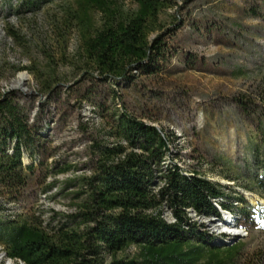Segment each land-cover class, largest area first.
Returning <instances> with one entry per match:
<instances>
[{
  "label": "rangeland",
  "instance_id": "obj_1",
  "mask_svg": "<svg viewBox=\"0 0 264 264\" xmlns=\"http://www.w3.org/2000/svg\"><path fill=\"white\" fill-rule=\"evenodd\" d=\"M78 1L42 0L29 9L0 0V94H13L42 128L38 159L46 158L17 201L0 192V216L53 227L76 212L77 179L90 174L93 140L113 141L106 133L122 107L113 96L118 91L128 110L172 134L169 162L225 186L227 203L243 197L252 207L248 220L227 210L210 217L191 212L200 231L214 244L241 245L234 264H264V0H176L160 16L162 30L150 36L171 33L159 69L120 85L84 79ZM117 3L137 9L132 0ZM89 17L92 29L102 25L101 12L91 8ZM35 74L55 77L51 92ZM94 85L106 112L85 99ZM65 166L71 168L57 173ZM164 217L174 222L167 208ZM137 252L132 246L119 257ZM0 264H16L1 245Z\"/></svg>",
  "mask_w": 264,
  "mask_h": 264
},
{
  "label": "trees",
  "instance_id": "obj_2",
  "mask_svg": "<svg viewBox=\"0 0 264 264\" xmlns=\"http://www.w3.org/2000/svg\"><path fill=\"white\" fill-rule=\"evenodd\" d=\"M41 1L20 0L19 7L35 8ZM132 1L137 4L134 11L123 10L117 0L78 1L83 31L80 67L89 82L130 84L139 72L155 74L166 58L170 31L150 36L162 30L160 16L175 7L176 0ZM91 8L104 17L95 29ZM8 35L15 36L12 30ZM54 78L39 77L44 91H52ZM113 92L122 102L108 123L106 134L113 141L93 140L90 174L77 179L76 196L81 200L76 212L53 227L32 217L0 216V245L7 258L16 264H234L241 245L214 244L190 213L210 217L227 210L248 220L252 207L243 197H237L236 204L227 203L225 186L169 162L172 134L132 113L120 93ZM85 99L106 112L95 85ZM41 130L30 123L29 112L13 94H0V192L11 202L23 195L46 164V158L38 159L44 152ZM26 156L31 159L28 165ZM164 208L172 212L174 222L165 219ZM132 246L137 254L119 257Z\"/></svg>",
  "mask_w": 264,
  "mask_h": 264
},
{
  "label": "built area",
  "instance_id": "obj_3",
  "mask_svg": "<svg viewBox=\"0 0 264 264\" xmlns=\"http://www.w3.org/2000/svg\"><path fill=\"white\" fill-rule=\"evenodd\" d=\"M229 224H231V222H229ZM227 244V243H226Z\"/></svg>",
  "mask_w": 264,
  "mask_h": 264
}]
</instances>
